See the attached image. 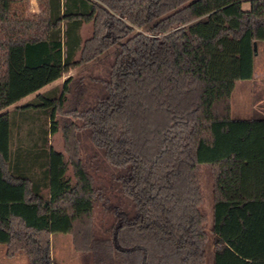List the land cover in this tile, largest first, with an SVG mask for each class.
Wrapping results in <instances>:
<instances>
[{"label":"trees","instance_id":"obj_1","mask_svg":"<svg viewBox=\"0 0 264 264\" xmlns=\"http://www.w3.org/2000/svg\"><path fill=\"white\" fill-rule=\"evenodd\" d=\"M41 3L27 16L25 0H0L5 255L57 264L50 235L63 232L82 264H205L209 242L212 264H264V111L230 115L264 41V0ZM72 69L84 72L40 92ZM29 94L14 110L48 115L40 144L60 130L63 150L18 145L12 157L9 107ZM23 151L35 156L26 170ZM200 162L212 174L209 232Z\"/></svg>","mask_w":264,"mask_h":264},{"label":"rangeland","instance_id":"obj_2","mask_svg":"<svg viewBox=\"0 0 264 264\" xmlns=\"http://www.w3.org/2000/svg\"><path fill=\"white\" fill-rule=\"evenodd\" d=\"M30 4L32 1L25 0V15L27 16H37L41 13L42 3L41 0H36L38 11L36 13H31ZM35 4V5H36ZM242 8L248 9L249 2H242ZM142 27L140 30H144ZM91 26L90 24H84L81 29V34L86 37L90 34ZM254 74L253 77L247 80H238L232 91L230 104L231 110L230 115L236 118H247L256 116L258 113H262L264 110V41H260L257 46V54L254 57L253 62ZM98 69L100 67L98 66ZM83 70V69H82ZM84 72V71H83ZM79 69H72L62 78L68 75L77 76L83 73ZM53 84L57 85V89H60V81H55ZM36 131V130H34ZM17 130L12 128L11 133V144L10 148L12 151V157L15 156V149L19 145L20 136L16 133ZM40 137L44 136V130H40ZM50 135V134H49ZM47 145L40 144V148H49L52 146L56 150H63V141L60 130L48 137ZM18 141V144H17ZM27 150L30 146H21ZM27 152V151H26ZM70 173V170L68 171ZM194 174L196 181L200 187L201 201L199 203V210L204 215V226L207 232L210 230L211 220H212V174L209 163L200 162L197 163L194 168ZM44 192V191H43ZM97 214V212H96ZM101 214L96 215L95 222L100 224L104 221V216ZM211 243H208V251L206 255L205 264H212L211 256ZM5 245L0 244V264H27L26 255L22 251H18L14 256L8 257L4 254ZM50 252L51 257L56 261L57 264H82V255L75 251L72 244V238L70 234L63 232H52L50 235Z\"/></svg>","mask_w":264,"mask_h":264},{"label":"crops","instance_id":"obj_3","mask_svg":"<svg viewBox=\"0 0 264 264\" xmlns=\"http://www.w3.org/2000/svg\"><path fill=\"white\" fill-rule=\"evenodd\" d=\"M254 74V72H253ZM64 76V75H63ZM62 76V77H63ZM60 78L57 79L55 81H60L61 80V84L63 80L66 78ZM55 81H53L52 83H49L48 85L44 86L40 92H46V91H58L60 89H57V85L59 84H53L55 83ZM61 88V87H60ZM35 96V94H29L23 98H21L19 101H17L14 105L9 107V111L11 114V120H12V127L16 130H19L18 132V136H20L19 139V145H23V146H31L34 144H40L42 143L41 137L39 136L37 130L38 129H48L49 127V117L48 115L46 116V114H39L40 112H36L34 110H30V111H26V110H20L15 109V106H21L22 104L30 101L33 97ZM264 110V109H263ZM36 130V131H34ZM50 137L51 135L47 134V138ZM49 139V138H48ZM18 144V141H17ZM18 160L20 163V168L25 169L28 168V166L31 165L32 161H35V156L32 153H28V152H21L18 156ZM43 191L45 193H48V189L45 188L43 189ZM4 254H5V250H4ZM14 256V255H13Z\"/></svg>","mask_w":264,"mask_h":264},{"label":"built area","instance_id":"obj_4","mask_svg":"<svg viewBox=\"0 0 264 264\" xmlns=\"http://www.w3.org/2000/svg\"><path fill=\"white\" fill-rule=\"evenodd\" d=\"M30 1H32V4H30V11H31V13L34 14V13H36L38 11L36 0H30Z\"/></svg>","mask_w":264,"mask_h":264},{"label":"water","instance_id":"obj_5","mask_svg":"<svg viewBox=\"0 0 264 264\" xmlns=\"http://www.w3.org/2000/svg\"><path fill=\"white\" fill-rule=\"evenodd\" d=\"M256 42H253V49H254V51H256Z\"/></svg>","mask_w":264,"mask_h":264}]
</instances>
